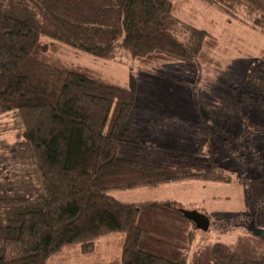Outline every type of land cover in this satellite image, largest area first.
Masks as SVG:
<instances>
[{"label":"trees","instance_id":"16d2710c","mask_svg":"<svg viewBox=\"0 0 264 264\" xmlns=\"http://www.w3.org/2000/svg\"><path fill=\"white\" fill-rule=\"evenodd\" d=\"M200 1L233 18L243 10L264 32V0ZM210 33L183 23L172 0H0V114L15 112L23 137L11 149L0 143V164L13 151L25 166L11 178L0 171V264H48L69 246L90 254L115 234L123 235L120 264H264V238L249 227L264 230L262 208L235 241L192 250L198 229L188 209L112 194L230 176L207 140L197 158H179L141 138L134 77L121 85L60 55L64 45L102 59L125 53L191 64L206 53ZM246 83L242 103L260 102L263 77L251 70ZM242 122L247 137L263 132V124ZM216 226L221 220L210 219L209 229Z\"/></svg>","mask_w":264,"mask_h":264},{"label":"rangeland","instance_id":"374dc122","mask_svg":"<svg viewBox=\"0 0 264 264\" xmlns=\"http://www.w3.org/2000/svg\"><path fill=\"white\" fill-rule=\"evenodd\" d=\"M172 1L183 23L211 32L205 44L206 53L194 63L140 61L125 53L102 59L64 45L60 55L121 85H128L134 77L137 107L164 115L160 118L163 124L153 126L155 132L150 139L164 145L168 154L197 158L202 140L216 146L218 154L213 161L230 176L229 182L189 179L165 183L152 191L138 188L112 192L128 202L171 200L184 209L208 216L213 223L220 219V227L198 229L192 245V250H196L209 243L235 241L243 234L249 216L260 208L264 210V129H252L247 137L242 122L245 117L249 122L264 125V93L260 102L242 103V94L250 91L246 78L251 70L263 77L264 88V32L245 21L247 15L243 10L239 12L240 18H233L200 0ZM181 28L183 39H188L189 32L184 26ZM21 141L22 129L15 112L0 114V143L11 149ZM4 154L6 159L0 164V171L11 178L25 166L13 151ZM259 223L257 216L256 224ZM112 237L122 243L123 235ZM111 248L121 254L117 243Z\"/></svg>","mask_w":264,"mask_h":264},{"label":"crops","instance_id":"0c3cea01","mask_svg":"<svg viewBox=\"0 0 264 264\" xmlns=\"http://www.w3.org/2000/svg\"><path fill=\"white\" fill-rule=\"evenodd\" d=\"M163 116L164 115H161L158 112L151 113L150 111L144 110V119L142 120V122H140V135L142 139H150V137H152L151 134L155 132L152 130L153 126L159 127L160 125H162L163 122L160 121V118H162ZM143 136H146V138H144ZM160 187L146 189L147 191H152L155 189H159ZM137 189L138 188L126 191H134ZM117 192H121V190L113 191V193ZM115 243H117L118 246L121 247V239L120 244L118 238H111V236L102 238L101 240H99V242L95 246V249L90 254H81L78 246H69L65 248L61 254L51 259L48 264H120L117 260V258L119 257V252L114 253L113 249L111 248V246Z\"/></svg>","mask_w":264,"mask_h":264},{"label":"water","instance_id":"95a60500","mask_svg":"<svg viewBox=\"0 0 264 264\" xmlns=\"http://www.w3.org/2000/svg\"><path fill=\"white\" fill-rule=\"evenodd\" d=\"M202 112H204V111L202 110ZM203 114H205V113H203ZM206 117H208V116H206ZM185 214L189 220L194 222L197 229H201L203 231H207L209 229L210 219L208 216L200 214V213L193 211V210L192 211L191 210L185 211ZM249 227L253 232L262 235L264 238V230L262 228H257L254 221H251L249 223ZM263 262H264V252H263Z\"/></svg>","mask_w":264,"mask_h":264}]
</instances>
